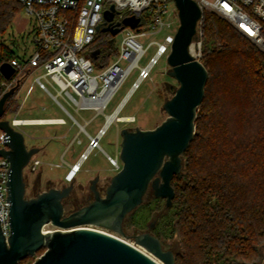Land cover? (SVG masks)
<instances>
[{
	"label": "water",
	"instance_id": "1",
	"mask_svg": "<svg viewBox=\"0 0 264 264\" xmlns=\"http://www.w3.org/2000/svg\"><path fill=\"white\" fill-rule=\"evenodd\" d=\"M175 5L180 25L167 61L171 69L168 74L179 87L164 103L167 120L150 130H121L122 167L111 178L104 195L92 186L94 199L90 204L66 214L64 201L75 189L73 183L27 197L25 169L40 149L29 148L23 131L3 119L5 103L15 88L0 100V129L6 133L3 142L7 146L0 149V156L10 162L6 185L11 227L6 238L0 224V264H19L43 248L45 253L34 264H175L174 252L152 233L163 212L146 232L126 236L124 231L127 218L144 203L149 191L154 198L165 200L164 212L173 207L172 181L183 171V155L196 135L197 112L210 78L204 64L193 53L194 38L203 17L201 6L195 0H175ZM115 14L111 6L98 31L116 36L126 27H138L140 19L136 17L114 23ZM97 54L98 51L92 53L94 57ZM0 72L10 79L15 69L4 62ZM48 225L55 229L45 232ZM99 228L130 237L136 245Z\"/></svg>",
	"mask_w": 264,
	"mask_h": 264
},
{
	"label": "trees",
	"instance_id": "2",
	"mask_svg": "<svg viewBox=\"0 0 264 264\" xmlns=\"http://www.w3.org/2000/svg\"><path fill=\"white\" fill-rule=\"evenodd\" d=\"M21 10L16 0H0V36L7 33ZM198 33L201 62L210 77L195 121L200 133L183 155L182 173L172 181L173 207L160 216L152 233L160 240L177 236L175 264L260 263L264 249V148L251 150L250 145L258 141L254 137L236 147L224 146V137H217L212 130L203 132L202 127L214 111L208 90L217 76L225 81L220 86L227 99L251 97L258 89L264 93V53L251 44H240L238 38L245 37L210 11L203 13ZM112 37L100 32L91 47L89 57L97 68L118 54L110 43ZM95 51L96 57L92 55ZM14 57L13 50L1 42L0 66ZM255 102L253 98L251 109ZM164 206V199L152 197L135 209L128 221L144 230L154 212Z\"/></svg>",
	"mask_w": 264,
	"mask_h": 264
},
{
	"label": "built area",
	"instance_id": "3",
	"mask_svg": "<svg viewBox=\"0 0 264 264\" xmlns=\"http://www.w3.org/2000/svg\"><path fill=\"white\" fill-rule=\"evenodd\" d=\"M16 1L22 5L23 12L30 19L31 33L29 34L32 35L30 43L33 52L29 57L25 55L20 57L13 51L15 57L8 63L14 67L15 73L10 79H6L0 72L3 78L0 82V100L9 90L15 88L14 94L5 103L6 114L9 111L19 114L24 107L27 96L32 90L29 89L26 92L23 100L20 99V93L28 78L33 74H39L34 78L33 84L38 85L66 114L69 112L59 98L66 101L77 112L94 110L97 115L105 114L108 105L133 70L137 69L139 75L133 83L131 92L151 76L152 68L163 56L170 54L179 27L180 18L176 5L172 8L175 0ZM195 1L200 4L203 13L210 11L223 17L237 32L264 49V0ZM111 6H114L116 10L113 16L114 23L121 22L127 17L139 18L140 22L134 29L126 27L121 31L123 37L115 59L106 66L97 68L85 52L90 54L93 51L91 47L100 33L98 27L103 26L105 12ZM164 30L168 32L164 38L156 39V36ZM142 39L149 40L147 46L141 42ZM148 48H155V53L150 57L149 63L142 67L140 61L146 55ZM202 49V41L199 40L193 52L198 60L202 57ZM46 82L51 86L55 84L53 87L56 94H53ZM128 96L122 100L112 114L105 115V123L96 135L88 134L89 146L80 155L79 160L71 166L69 174L72 176L70 175L67 180L70 181L75 177L95 149H101L100 141L108 132L109 126L113 123L124 122L120 120L118 110L122 109ZM46 109L43 107L44 111ZM116 113V118L110 119ZM136 119L130 116L125 122L134 123ZM7 120L16 130L20 131H23L20 127L24 125L66 124L62 119L22 120L15 117ZM73 120L79 125L75 118ZM90 122L87 121L84 125H80V131H86V126ZM5 135L6 133L0 129V149H7L3 142ZM78 142L82 143L80 140ZM114 159L111 156L108 157L115 169L119 171L122 163L117 157ZM42 165L43 163L34 156L27 168L30 172L36 173ZM9 168L8 159L0 156V224L6 238L11 234L10 202H7L9 193L6 185L9 180L7 175ZM45 230L47 232L46 227Z\"/></svg>",
	"mask_w": 264,
	"mask_h": 264
},
{
	"label": "rangeland",
	"instance_id": "4",
	"mask_svg": "<svg viewBox=\"0 0 264 264\" xmlns=\"http://www.w3.org/2000/svg\"><path fill=\"white\" fill-rule=\"evenodd\" d=\"M173 5L172 8L175 7V4ZM219 17L225 23L229 24L226 19L221 16ZM29 33H31L30 19L23 12V10H21V12L14 19L12 26L9 28L7 33L4 36H0V43L2 42L7 45L20 57H24V55L25 57H29L33 52V47L30 43L32 41V35ZM166 33L168 32L165 30L162 31V33H159L156 36V39L162 40ZM197 35L193 42V52L196 50V44L200 40L197 38ZM122 37L123 34L120 32L118 35L111 38L113 40L110 43H112V47H114L118 52L121 46L120 42ZM148 41L149 40L147 39L141 40L145 46H147ZM238 42L242 45L251 44L264 53L262 46L255 44L246 37L244 40L238 38ZM154 53L155 48H148L146 55L140 61V66H146L149 63L150 57L154 55ZM85 55L87 57L90 56L89 52H85ZM115 57L116 55L110 57V60H108L109 63L112 62ZM167 58V55L163 56L159 60L158 64L152 68L151 76L144 80L136 90L131 92L133 83L137 80L139 75L137 69L133 70L118 90L111 103L108 105L105 114L99 115H97L94 110H82L77 112L74 108L67 104L66 101L59 98L60 102L69 112V114H66L62 109L55 105L54 101L47 94H45L38 85L33 84L34 78L39 74H33L30 76L20 93V99L23 100L26 92L29 89L32 90L31 94L27 96L24 107L20 110L19 114H16L14 111H9L4 118L13 119L17 117V119L22 120L37 118H61L65 120L66 124H34L20 127L23 129L25 141L28 147L36 146V144L38 146H42L44 143L43 138L50 137L52 139L55 136L58 137L50 142L45 151L37 155L36 158H38L43 165L36 173L30 172L28 168L25 169L24 174L25 182L27 184V197H34L50 188H62L67 185L68 183H66V179L71 175L67 174L69 173L68 171L70 168L67 163L72 164L79 160L80 155L89 146L88 134L93 136L96 135L99 128L105 123V115L112 114L122 100L129 95L126 103L119 113V116L124 118L127 116L135 117L137 118L136 121L134 123H127L125 121L117 122L109 126L107 130L108 132H106V135L100 141L101 149H95L90 154L89 158L84 162L81 170L77 173L76 178L72 181L75 185V189L70 194L69 198L64 201L66 214L74 212L88 204V198L92 195L89 190V180L95 177V175L99 174L101 179L108 186L111 178L118 172L112 165L111 161L108 160V157L111 156L114 159L118 151L120 152L121 150V130L124 128H140L143 130H150L167 120L166 118L168 115L163 109V106L165 105L164 103L167 100L169 101V99L174 96L176 89L179 87V83L176 79L168 74L171 69L168 65ZM231 60L232 59L230 58V61ZM2 80L3 78L0 74V82ZM220 80L222 79L217 76V78L213 81L212 87L208 90V96L211 97V102L213 103L212 109L214 111L207 119V124L202 127L203 132L206 130H212L214 132L212 134L217 135V137H224L222 140L224 143L223 145L230 146V148L236 147L237 144L242 143V141H245L246 139H251L253 137L255 139L258 138V141L250 145V148L253 151L254 148H257L259 151L263 150L264 93L258 89L256 90V93L253 92L251 97H236V100H234L232 99L233 96H230V99H227L226 95L223 96V94L226 93L223 91L225 88L220 86L221 84H224L225 81L222 80L223 83L218 84L217 82ZM46 84L53 94H56V90L53 87L55 84L53 86L47 82ZM218 87L220 89H218ZM220 93L222 96H220ZM253 98L254 100L256 99V102L255 107L253 106L254 108L251 109L250 105ZM43 107H46L47 110L44 111ZM71 116L79 122V125ZM87 121L91 122L86 126V131H80V125H84ZM199 133L200 131L198 132L197 129H195V134L198 135ZM73 140V147H71L69 152L63 156L65 150ZM78 140L82 143H79ZM152 197V192L149 191L145 198L146 202L150 201ZM164 207L161 210L154 212V216L149 221L147 227L141 231L131 224L127 218L124 227L126 236H136L140 233L148 231L151 222L157 219L162 212L164 213ZM46 229L54 230L55 227L48 225ZM99 229L116 235L115 233L103 228ZM116 236L126 240L134 246L136 245L130 237L126 238L120 235ZM162 241L165 242L170 249H173L174 254L179 251V240L177 236ZM45 251L46 249L40 250L34 257L29 256L20 261L19 264H34L37 258H40ZM262 252L264 253V249H262ZM263 260L264 257L260 263L256 264H263Z\"/></svg>",
	"mask_w": 264,
	"mask_h": 264
},
{
	"label": "flooded vegetation",
	"instance_id": "5",
	"mask_svg": "<svg viewBox=\"0 0 264 264\" xmlns=\"http://www.w3.org/2000/svg\"><path fill=\"white\" fill-rule=\"evenodd\" d=\"M55 138L57 139L58 137L55 136V137L52 138V139H51L50 137H49V138H43V139H44V143H43L42 146H38V145L36 144L37 148L40 149V151L37 153V155L40 154V153H42L43 151H45L46 148H47V146L50 144V142L53 141ZM43 139H42V140H43ZM36 146H34V147H36ZM72 146H73V144H72ZM32 147H33V146H32ZM29 148H30V147H29ZM119 154H120V152L118 151V153L116 154V157L118 158V161L120 162ZM36 157H37V156H36ZM116 157H115V158H116ZM94 170H99V169H94ZM68 172H70V169H69ZM67 174H68V173H67ZM76 176H77V175H76ZM76 176L73 177V179L70 180V181L66 179V183H68L67 185H69L70 183H73L72 181L76 178ZM73 184H74V183H73ZM67 185H65V186H67ZM93 185L96 186L97 190H98L102 195L105 194V191H106L107 188H108V186H107L106 183L101 179V177H100L99 174L95 175V177H93V178H91V179L89 180V190H90V191H91V188H92ZM65 186H63L62 188H64ZM74 188H75V185H74ZM50 189H51V188H50ZM73 190H74V189H73ZM72 192H73V191H72ZM91 193H92V191H91ZM93 199H94V195H93V193H92V195L88 198L87 203L90 204V202L93 201ZM86 205H87V204H86ZM161 241H162V240H161ZM162 243H163V246H164V247L170 249L169 246H167V245L165 244V242L162 241ZM170 250L173 251V249H170ZM173 252H174V251H173Z\"/></svg>",
	"mask_w": 264,
	"mask_h": 264
},
{
	"label": "crops",
	"instance_id": "6",
	"mask_svg": "<svg viewBox=\"0 0 264 264\" xmlns=\"http://www.w3.org/2000/svg\"><path fill=\"white\" fill-rule=\"evenodd\" d=\"M46 110H47V109H46ZM50 119L57 120V119H61V118H47V119H39V120H50ZM62 120H64V119H62ZM64 121H65V120H64ZM74 140H75V139H74ZM74 140L69 144V146H68V148L65 150L63 156L66 155V154L69 152V150H70L71 147H73L72 144H74ZM74 163H75V162H74ZM74 163H72V164L67 163V165L71 168V166H72ZM70 168H69V169H70Z\"/></svg>",
	"mask_w": 264,
	"mask_h": 264
},
{
	"label": "bare ground",
	"instance_id": "7",
	"mask_svg": "<svg viewBox=\"0 0 264 264\" xmlns=\"http://www.w3.org/2000/svg\"><path fill=\"white\" fill-rule=\"evenodd\" d=\"M120 111H121V110H118V112H120ZM118 112H117V113H118ZM117 113L114 114L110 119H115L116 116H117ZM119 117H120V120H121V121H126V118H127L128 116L125 117V118H124V117H121V116H119ZM33 125H34V124H33ZM36 125H41V124H36ZM49 125H50V124H49ZM70 171H71V170H70ZM68 174H69V173H68ZM76 175H77V174H76ZM76 175H75V176H76ZM71 176H72V174H71Z\"/></svg>",
	"mask_w": 264,
	"mask_h": 264
}]
</instances>
